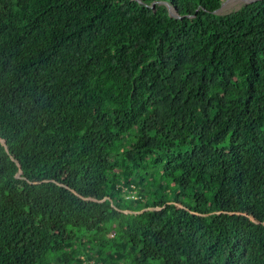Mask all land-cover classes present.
Segmentation results:
<instances>
[{
    "label": "trees",
    "instance_id": "obj_1",
    "mask_svg": "<svg viewBox=\"0 0 264 264\" xmlns=\"http://www.w3.org/2000/svg\"><path fill=\"white\" fill-rule=\"evenodd\" d=\"M224 1L0 0V264H264V0Z\"/></svg>",
    "mask_w": 264,
    "mask_h": 264
},
{
    "label": "rangeland",
    "instance_id": "obj_2",
    "mask_svg": "<svg viewBox=\"0 0 264 264\" xmlns=\"http://www.w3.org/2000/svg\"><path fill=\"white\" fill-rule=\"evenodd\" d=\"M245 3H247V1H240V0H227L224 2L223 6L219 9L218 13H225V12H229V11H232L234 9H237L239 7H241L242 5H244ZM138 192H139V189L137 188H134L132 190V193L131 194H134L136 196V198L138 197ZM126 196L129 197L132 195L130 194V192L126 191ZM90 262V263H88ZM86 262L85 264H96V263H92V261H88Z\"/></svg>",
    "mask_w": 264,
    "mask_h": 264
},
{
    "label": "water",
    "instance_id": "obj_3",
    "mask_svg": "<svg viewBox=\"0 0 264 264\" xmlns=\"http://www.w3.org/2000/svg\"><path fill=\"white\" fill-rule=\"evenodd\" d=\"M253 1H255V0H248V3L253 2ZM222 6H223V4H222ZM219 9H220V8H219ZM169 11H170V14H171V15L179 16V15H177V14L175 13V11L171 8V6L169 7ZM218 11H219V10H218Z\"/></svg>",
    "mask_w": 264,
    "mask_h": 264
},
{
    "label": "clouds",
    "instance_id": "obj_4",
    "mask_svg": "<svg viewBox=\"0 0 264 264\" xmlns=\"http://www.w3.org/2000/svg\"><path fill=\"white\" fill-rule=\"evenodd\" d=\"M225 1H227V0H225ZM225 1H224V2H225ZM224 2H223V4H224ZM247 3H248V1H247ZM169 7H170V5H169ZM221 7H222V6H221ZM221 7H220V8H221ZM171 8H172V7H171ZM172 9H173V8H172ZM173 10H174V9H173ZM174 11H175V10H174ZM175 13H176V12H175ZM134 188H135V187H134ZM129 192H130V194H131V193H132V190H130ZM131 195H132L133 198H136V196H135L134 194H131ZM126 197H127V196H126ZM129 197H131V196H129ZM137 198H138V197H137ZM87 262H88V261H87ZM88 263H90V262H88ZM92 263H95V262L92 261Z\"/></svg>",
    "mask_w": 264,
    "mask_h": 264
},
{
    "label": "bare ground",
    "instance_id": "obj_5",
    "mask_svg": "<svg viewBox=\"0 0 264 264\" xmlns=\"http://www.w3.org/2000/svg\"><path fill=\"white\" fill-rule=\"evenodd\" d=\"M248 1V0H247Z\"/></svg>",
    "mask_w": 264,
    "mask_h": 264
}]
</instances>
